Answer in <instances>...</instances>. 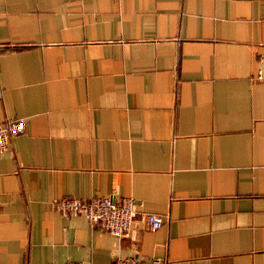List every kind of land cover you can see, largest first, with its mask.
<instances>
[{
	"label": "crops",
	"instance_id": "obj_1",
	"mask_svg": "<svg viewBox=\"0 0 264 264\" xmlns=\"http://www.w3.org/2000/svg\"><path fill=\"white\" fill-rule=\"evenodd\" d=\"M0 264H264V0H0ZM132 195L130 236L54 206Z\"/></svg>",
	"mask_w": 264,
	"mask_h": 264
},
{
	"label": "built area",
	"instance_id": "obj_2",
	"mask_svg": "<svg viewBox=\"0 0 264 264\" xmlns=\"http://www.w3.org/2000/svg\"><path fill=\"white\" fill-rule=\"evenodd\" d=\"M24 122L21 118L0 121V151L7 147L12 135L21 132ZM143 202L132 195L116 194L92 196L81 199L63 196L54 200V206L65 216L82 214L102 230L119 237L130 236L134 219L139 216L149 229H157L163 218L155 212L141 209ZM66 264H86L83 261H68ZM111 264H168L161 256L143 258L136 255L116 256Z\"/></svg>",
	"mask_w": 264,
	"mask_h": 264
}]
</instances>
